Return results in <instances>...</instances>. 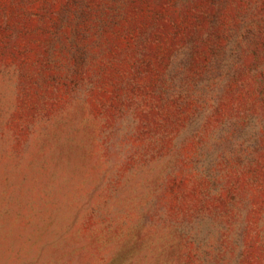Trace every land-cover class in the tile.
I'll return each mask as SVG.
<instances>
[{
  "label": "rangeland",
  "instance_id": "1",
  "mask_svg": "<svg viewBox=\"0 0 264 264\" xmlns=\"http://www.w3.org/2000/svg\"><path fill=\"white\" fill-rule=\"evenodd\" d=\"M0 264H264V0H0Z\"/></svg>",
  "mask_w": 264,
  "mask_h": 264
}]
</instances>
